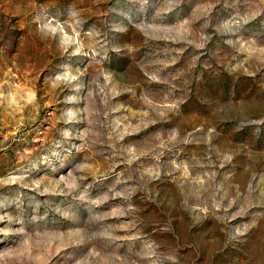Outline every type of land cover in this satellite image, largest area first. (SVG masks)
<instances>
[{"label":"rangeland","instance_id":"374dc122","mask_svg":"<svg viewBox=\"0 0 264 264\" xmlns=\"http://www.w3.org/2000/svg\"><path fill=\"white\" fill-rule=\"evenodd\" d=\"M0 264H264V0H0Z\"/></svg>","mask_w":264,"mask_h":264}]
</instances>
